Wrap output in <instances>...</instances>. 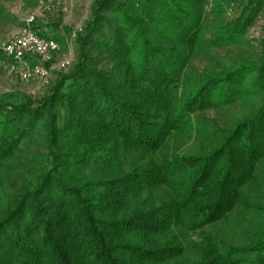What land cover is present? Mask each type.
Segmentation results:
<instances>
[{"label": "trees", "instance_id": "trees-1", "mask_svg": "<svg viewBox=\"0 0 264 264\" xmlns=\"http://www.w3.org/2000/svg\"><path fill=\"white\" fill-rule=\"evenodd\" d=\"M225 1L206 23L207 0H99L46 97L0 96V264H264V39L257 63L212 52L264 0L229 24Z\"/></svg>", "mask_w": 264, "mask_h": 264}, {"label": "rangeland", "instance_id": "rangeland-1", "mask_svg": "<svg viewBox=\"0 0 264 264\" xmlns=\"http://www.w3.org/2000/svg\"><path fill=\"white\" fill-rule=\"evenodd\" d=\"M97 1L99 0H68L67 10L59 9L56 6L48 13L40 9L39 0L0 1V48L4 44L13 43L17 38L23 37L27 29V20L35 14H42L43 17L32 28L38 33L44 34L45 37L57 41L60 48L48 66L49 79L46 86L41 85L39 81H21L17 74L10 72V60H7L0 50V96L16 104L20 103L23 97H28L34 101L46 97L58 80V76L71 72L77 65L79 60V35L85 34V29L92 20L94 5ZM217 1L222 0H207L204 6L206 23L213 22L215 17L213 10ZM246 3H248V0H226L224 2L226 14L222 21L229 24L240 18ZM207 38H209V34H207ZM263 39L264 6L253 25L248 29L242 42L225 48H214L212 52L218 60L227 64V66L232 64L234 57L257 63L261 56L262 48L260 44ZM103 65L109 70L113 67L109 62H105ZM212 65L210 59L203 55H195L187 72L192 75L201 73L205 67ZM243 109L241 104H237L232 108L220 111L206 110L198 113L197 117L215 121L222 128H225L235 120V114L239 115ZM256 224L259 226L264 225V214L258 216ZM207 231L213 232L214 229L213 227L208 228ZM200 238L199 232L186 235V241L198 242ZM189 254H191L190 250Z\"/></svg>", "mask_w": 264, "mask_h": 264}, {"label": "built area", "instance_id": "built-area-1", "mask_svg": "<svg viewBox=\"0 0 264 264\" xmlns=\"http://www.w3.org/2000/svg\"><path fill=\"white\" fill-rule=\"evenodd\" d=\"M39 6L47 13L56 6L67 10L68 0H39ZM41 17L42 14L30 17L26 22L27 29L23 37L17 38L13 43L4 44L0 50L4 57L10 60V72L17 74L21 81H39L41 85L46 86L49 79L48 66L60 48L57 41L42 38L32 28ZM74 37L75 34L73 39Z\"/></svg>", "mask_w": 264, "mask_h": 264}]
</instances>
